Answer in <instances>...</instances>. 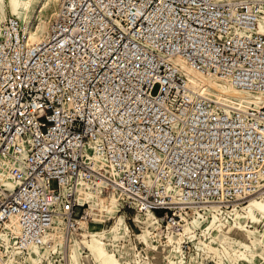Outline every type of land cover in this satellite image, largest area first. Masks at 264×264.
I'll return each mask as SVG.
<instances>
[{
  "label": "built area",
  "instance_id": "1",
  "mask_svg": "<svg viewBox=\"0 0 264 264\" xmlns=\"http://www.w3.org/2000/svg\"><path fill=\"white\" fill-rule=\"evenodd\" d=\"M263 24L264 0H60L30 45L7 16L0 264H27L48 233L71 242L81 223L104 229L120 264H172L165 243L187 220L231 223L264 199ZM112 199L117 241L98 206Z\"/></svg>",
  "mask_w": 264,
  "mask_h": 264
},
{
  "label": "rangeland",
  "instance_id": "2",
  "mask_svg": "<svg viewBox=\"0 0 264 264\" xmlns=\"http://www.w3.org/2000/svg\"><path fill=\"white\" fill-rule=\"evenodd\" d=\"M0 7L2 9L1 11L6 13V15L17 17L22 21V23H24L22 17L18 15V12L11 8L9 0H6V4ZM57 7L58 3H56L54 0H44L43 5L41 6L29 7L28 14H30V16L37 15V19H39L37 20L38 22H36L37 26L45 22L51 23V21L54 19L53 15L56 12ZM1 11L0 21H2ZM46 36L47 34L45 37ZM55 185L56 184L53 183V188H55ZM259 200L264 199L261 198ZM246 206H244L243 209ZM99 208L100 211L103 212V209L100 206ZM243 209L242 211L235 212V215L233 216V222L225 223L222 222V220L214 217L213 219L209 220L208 223L204 221L203 225L198 228L200 229L199 231L198 229L194 228V224L192 223L199 220L200 217L195 216L192 220H187L186 223L183 224L182 230L177 232V234H170L168 237V243H165V245L167 244L165 251H167L169 255L170 262L172 264H186L184 262L181 244L184 238L189 237L195 241L191 251H189L187 254L188 264H264V219H262V222L258 224H253L251 221L243 220L241 222L243 226H237L235 222L236 214H244ZM120 216L124 218L123 215L120 214ZM116 222L112 225L110 231L116 227ZM188 223L190 224L189 226L192 227L193 233L191 232L189 235L182 236L181 233H184V227L187 226ZM97 226L99 227L100 225H91L88 226L87 230H81L79 234L72 239V241H80L83 238L82 236H89V233L92 232V230ZM227 228H230L228 239L223 243H220L217 237L223 235ZM170 238H174L175 242L171 243ZM56 244L59 245L58 249L51 254H46L43 259V264L45 262L48 264H68V253L65 249V245L67 243L62 244L60 241H58ZM211 247L214 251L211 250ZM172 248L175 250L177 249L176 252H174L176 256H170V254H172ZM84 250H86V252ZM81 254L82 264H98L94 260H91L88 263L83 261L82 258L89 255V251L85 247L82 248ZM35 255L31 256L30 261H27V264H30L31 260L36 259Z\"/></svg>",
  "mask_w": 264,
  "mask_h": 264
},
{
  "label": "bare ground",
  "instance_id": "3",
  "mask_svg": "<svg viewBox=\"0 0 264 264\" xmlns=\"http://www.w3.org/2000/svg\"><path fill=\"white\" fill-rule=\"evenodd\" d=\"M9 1H10L11 8L15 10L16 12H18V15H20L22 19L24 20L23 25L29 37V44L31 45V44L45 41L49 34V26H50L49 24L50 23L45 22L37 26L36 22H38L37 20H39L37 19L38 18L37 15L30 16V14H28L29 7L41 6L43 5L44 0H9ZM54 1L58 3L59 5L60 0H54ZM5 4H6V0H0V6L2 5L4 6ZM1 10L2 9L0 7V11ZM56 12L54 13L53 17H55ZM1 14H2V21H0V24L8 16L3 11H1ZM260 31L264 33V24L261 25ZM46 34L47 36L45 37ZM207 83L210 87V91L213 93L220 91V92L225 93L226 95H231L236 98L246 99L242 93L232 90V89H224V87L215 80H209ZM98 206H100L103 209V212L106 211L110 218L117 219L116 227H114L110 231L111 239L113 241H117L119 237L123 234V231L127 229V225L125 224L124 218L120 216L119 214H117L118 205H117L116 200L112 199L110 202L109 201L105 202L103 200L99 202ZM243 210H244V214H240V213L236 214L235 222L237 226L238 225L243 226V224L241 223L243 220L251 221L253 224L261 223L262 219H264V200L253 198L249 201V203ZM152 217L153 215L149 213L147 218L151 219ZM146 222L148 223L149 226L152 225V223H150L149 220H147ZM203 223H204V219L200 217L199 220L193 222L192 224H194L195 229H198L203 225ZM189 225L190 224L188 223L187 226L184 227V230H183L184 233H181L182 236L189 235L191 232L193 233V229ZM81 226L84 230L88 229V226L85 223H81ZM229 231H230V228H227L226 232L223 235L217 237L220 243H223L224 241L228 239ZM104 233L105 232L102 229V227L97 226L96 228L92 230V232L89 233V236H82L83 237L82 240L80 241L74 240L72 242L67 243L65 245V249L68 253V260H67L68 264H82L81 252H82L83 247H85L89 251V255L82 258L83 261L86 263L90 262L91 260H94L98 264H120V262L112 255V253L107 248L106 242L104 241V235H105ZM46 238H47V247H35L32 249L33 250L32 255L36 254L35 255L36 259L31 260L30 264H43V259L45 255L48 253L51 254L52 252H55L58 249L59 245L56 244L58 241L54 240L55 239L54 235H52L51 233H48L46 235ZM170 242L171 243L175 242L174 238H170ZM176 250L173 249L172 254H170V256H176L174 253L176 252ZM211 250L214 251L212 247H211ZM30 258L27 261H30Z\"/></svg>",
  "mask_w": 264,
  "mask_h": 264
}]
</instances>
